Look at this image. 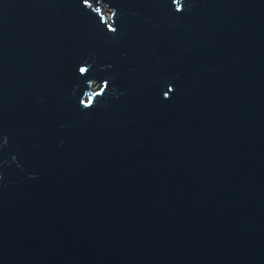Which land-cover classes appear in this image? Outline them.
Segmentation results:
<instances>
[{"label": "water", "instance_id": "water-1", "mask_svg": "<svg viewBox=\"0 0 264 264\" xmlns=\"http://www.w3.org/2000/svg\"><path fill=\"white\" fill-rule=\"evenodd\" d=\"M0 264H264V0H0Z\"/></svg>", "mask_w": 264, "mask_h": 264}]
</instances>
